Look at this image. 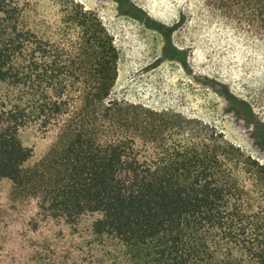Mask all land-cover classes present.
Here are the masks:
<instances>
[{"label": "trees", "instance_id": "trees-1", "mask_svg": "<svg viewBox=\"0 0 264 264\" xmlns=\"http://www.w3.org/2000/svg\"><path fill=\"white\" fill-rule=\"evenodd\" d=\"M264 48V0H203ZM74 0H0V264H264V165L214 127L112 96Z\"/></svg>", "mask_w": 264, "mask_h": 264}, {"label": "rangeland", "instance_id": "rangeland-1", "mask_svg": "<svg viewBox=\"0 0 264 264\" xmlns=\"http://www.w3.org/2000/svg\"><path fill=\"white\" fill-rule=\"evenodd\" d=\"M119 53L112 96L198 119L264 165V48L203 0H74Z\"/></svg>", "mask_w": 264, "mask_h": 264}]
</instances>
